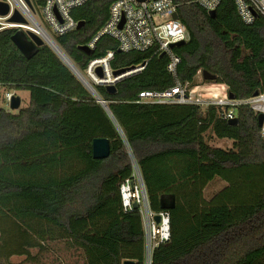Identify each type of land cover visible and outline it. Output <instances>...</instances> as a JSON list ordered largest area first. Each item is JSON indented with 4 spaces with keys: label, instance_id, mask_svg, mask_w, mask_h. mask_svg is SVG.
<instances>
[{
    "label": "trees",
    "instance_id": "16d2710c",
    "mask_svg": "<svg viewBox=\"0 0 264 264\" xmlns=\"http://www.w3.org/2000/svg\"><path fill=\"white\" fill-rule=\"evenodd\" d=\"M115 0H88L72 9L83 24L55 42L71 63L114 51L113 71L131 69L115 92L96 86L108 111L47 45L27 59L0 30V96L27 91L18 111L0 106V263L28 259L31 249L60 242L81 264H147L139 210L124 211L120 185L132 178L134 162L152 210L160 197L174 196L168 209L170 236L153 247L149 264H264V136L258 113L236 108L237 124L223 109L194 103L140 101L139 92L161 91L176 79L196 84L206 70L236 99L264 92V18L244 22L234 0H221L214 17L197 0H174L188 40L171 51L179 57L176 78L167 70L168 54L154 48L118 50L102 35L92 54L80 49L102 28ZM16 94V93H15ZM230 140L212 146L209 133ZM108 138L109 156L95 159L92 140ZM220 178L227 185L210 200L205 186ZM148 258V257H147Z\"/></svg>",
    "mask_w": 264,
    "mask_h": 264
},
{
    "label": "built area",
    "instance_id": "2783aa9c",
    "mask_svg": "<svg viewBox=\"0 0 264 264\" xmlns=\"http://www.w3.org/2000/svg\"><path fill=\"white\" fill-rule=\"evenodd\" d=\"M8 4L9 12L0 15V30L17 28L24 32L31 31L48 42H55L54 37L62 35L77 27L78 21L71 14L72 9L82 6L88 0H0ZM221 0H197L198 4L207 12L215 10ZM241 19L252 23L257 15L264 18V0H234ZM177 4L174 0H115L109 7L107 19L98 33L86 44L93 50L96 41L102 35L114 38L118 50L129 52L132 50L143 51L154 48L156 52L168 54L167 70L176 78V69L179 57L174 54L170 44L187 41L189 33L185 25L172 17L177 13ZM17 10L26 22H12L10 17ZM254 12L257 14L255 16ZM38 21H37V20ZM57 45V44H56ZM114 56L113 50H108L104 55L90 59L79 76L96 95V86L115 85L124 77L137 73L143 69L144 63L131 68L120 75H114L110 62ZM99 70V72H98ZM201 71L197 73L200 74ZM196 75V76H197ZM216 83V82H215ZM222 84V83H220ZM198 85L189 87L188 83L181 84L177 79L174 86L161 91L144 90L139 92L140 101L146 103L183 104L194 103L202 107L215 105L222 108L223 116L229 120L236 116V108L247 104L256 113L264 114V92L244 99L230 98L228 92L222 96L195 97L189 93ZM14 91L3 92L0 99L4 102L6 110L10 111V101ZM99 96V95H98ZM261 134L264 136V119L261 125ZM132 178L125 179L120 185L121 203L124 211L134 208L141 215L145 246L148 255L153 247L169 239L170 223L169 213L165 209L154 211L151 209L149 199L137 165L132 162ZM136 204V207H134ZM159 215L160 221L154 217Z\"/></svg>",
    "mask_w": 264,
    "mask_h": 264
},
{
    "label": "water",
    "instance_id": "95a60500",
    "mask_svg": "<svg viewBox=\"0 0 264 264\" xmlns=\"http://www.w3.org/2000/svg\"><path fill=\"white\" fill-rule=\"evenodd\" d=\"M25 1L29 4V0H25ZM8 12H9L8 4L3 2V1H0V15H6ZM208 14L210 16L214 17L216 14V9L209 11ZM254 14H255V16L257 15L255 12H254ZM172 17L174 19H177L178 14L173 13ZM10 21L23 23V22H26V19L17 10H14L13 14L10 17ZM82 24H83L82 21L78 22L76 28H79ZM11 39H12L13 43L15 44V46L19 49V51L27 59H30L33 55H35L39 46H41L43 44H47L57 54V56L64 62V64L66 66H68V68L77 76V78L82 82V84L86 87V85L84 84V82L82 81V79L79 76V70L71 63V61L67 58V56L61 51V49L54 42H53L54 45L59 49V51L55 47H53L50 42L43 39L39 35L31 32V31L24 32L21 29H17L14 32V34L12 35ZM184 43H185V41L172 43V44H170V47L179 46V45H182ZM80 49L87 52L89 55L92 54V50L89 49L86 45H81ZM60 52H62L63 55H61ZM128 70H130V69L115 70V71H113V74L114 75H120V74L125 73ZM98 72H99V70H98ZM201 75H202V78L204 80H215L216 79L215 74H212L206 70H202ZM105 88L108 92H115L116 91L115 85H109V86H106ZM87 90L95 97L96 101L99 102L108 111L107 105L100 98V96L96 95L92 90H90L88 88H87ZM257 94H258V91L256 90L253 92L252 95L255 96ZM229 97L234 98V95L229 94ZM20 103H21L20 97L16 94L13 95L11 98V101H10V109L11 110H17L20 107ZM263 119H264V114L258 113V126L259 127H261V125L263 123ZM228 123L237 124L238 123L237 117H235L233 119H229ZM109 153H110V142H109L108 138L97 137V138H94L92 140V156H93V158L103 159V158L108 157ZM174 205H175V202H174V196L173 195L164 194L160 197V208L161 209L168 210L170 208H173ZM134 207H136V204H134ZM154 219L156 222H159L160 221L159 215H156L154 217ZM146 260H147V264H149V260L147 259V252H146ZM133 263L134 262L131 260H125L122 264H133Z\"/></svg>",
    "mask_w": 264,
    "mask_h": 264
},
{
    "label": "rangeland",
    "instance_id": "374dc122",
    "mask_svg": "<svg viewBox=\"0 0 264 264\" xmlns=\"http://www.w3.org/2000/svg\"><path fill=\"white\" fill-rule=\"evenodd\" d=\"M81 72L84 71L81 70ZM195 80H196L195 85L198 86L195 87L193 91L192 89H190L189 91V93H191L195 97H207L217 94L218 96H222V94L227 90L225 84L206 82L207 80H204L202 78L201 73L196 76ZM15 93L21 99L20 107L26 106L29 100L28 92L16 91ZM0 106L6 108L4 102L1 99H0ZM19 108L17 110H11V111L16 112L19 110ZM207 139L212 146H217L222 148H230L232 146L230 140L217 139L212 132L208 134ZM226 185L227 183L224 180L220 178H215L214 180L209 182L203 189L202 194L204 199L210 200L215 194L220 192ZM31 253L32 255L35 256L32 259H28L24 255L12 256L10 258V263L1 262L0 264H81L80 262L79 263L74 262L75 257L73 256V254H71V252L68 250L66 251V249L63 247V244L60 242H55V241L47 242L45 250L40 251L37 248L31 249Z\"/></svg>",
    "mask_w": 264,
    "mask_h": 264
},
{
    "label": "bare ground",
    "instance_id": "6f19581e",
    "mask_svg": "<svg viewBox=\"0 0 264 264\" xmlns=\"http://www.w3.org/2000/svg\"><path fill=\"white\" fill-rule=\"evenodd\" d=\"M49 42L51 43V45H52L53 47H55V48L59 51V49L54 45L53 42H51V41H49ZM60 53H61V55H63L62 52H60ZM149 256H150V255H149V252H148V255H147V257H148L147 259H148V260H149Z\"/></svg>",
    "mask_w": 264,
    "mask_h": 264
}]
</instances>
